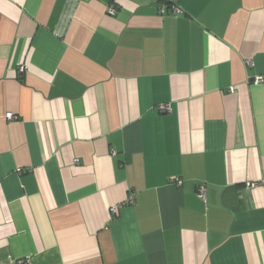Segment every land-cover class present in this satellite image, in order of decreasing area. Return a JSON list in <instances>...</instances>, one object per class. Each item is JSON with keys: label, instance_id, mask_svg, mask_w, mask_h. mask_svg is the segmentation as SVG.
I'll return each instance as SVG.
<instances>
[{"label": "crops", "instance_id": "1", "mask_svg": "<svg viewBox=\"0 0 264 264\" xmlns=\"http://www.w3.org/2000/svg\"><path fill=\"white\" fill-rule=\"evenodd\" d=\"M20 262L264 264V0H0Z\"/></svg>", "mask_w": 264, "mask_h": 264}, {"label": "built area", "instance_id": "2", "mask_svg": "<svg viewBox=\"0 0 264 264\" xmlns=\"http://www.w3.org/2000/svg\"><path fill=\"white\" fill-rule=\"evenodd\" d=\"M172 12L173 13H179V10L178 9H172ZM255 83L256 84H260V83H262V78H256L255 79ZM6 118L8 119V120H12L13 119V116L11 115V114H8L7 116H6ZM176 184L178 185V184H180L179 183V181H176ZM197 194L199 195V197L200 198H204V186H199L198 188H197ZM127 202H129V203H131L132 202V198L129 196L128 197V199H127ZM115 209L113 208V209H111V212L112 213H115ZM18 264H24V263H18Z\"/></svg>", "mask_w": 264, "mask_h": 264}]
</instances>
